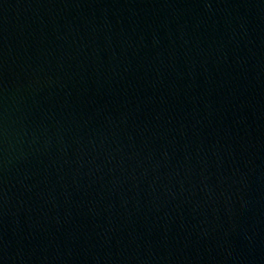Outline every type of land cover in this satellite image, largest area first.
<instances>
[{
    "label": "water",
    "instance_id": "obj_1",
    "mask_svg": "<svg viewBox=\"0 0 264 264\" xmlns=\"http://www.w3.org/2000/svg\"><path fill=\"white\" fill-rule=\"evenodd\" d=\"M0 264H264V0H0Z\"/></svg>",
    "mask_w": 264,
    "mask_h": 264
}]
</instances>
